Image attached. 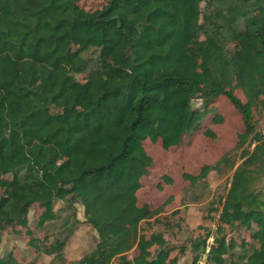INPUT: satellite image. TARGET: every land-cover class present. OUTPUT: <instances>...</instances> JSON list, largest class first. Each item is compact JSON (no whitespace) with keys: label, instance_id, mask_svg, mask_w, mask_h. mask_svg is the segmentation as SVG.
I'll list each match as a JSON object with an SVG mask.
<instances>
[{"label":"trees","instance_id":"trees-1","mask_svg":"<svg viewBox=\"0 0 264 264\" xmlns=\"http://www.w3.org/2000/svg\"><path fill=\"white\" fill-rule=\"evenodd\" d=\"M84 1L0 0V264H20L2 254L3 233L28 229L34 205L39 226L60 221L43 249L55 264L81 223L77 205L97 241L73 264H177L152 231L158 212L140 199L155 167L144 143L169 150L223 124L221 98L244 129L218 162L185 175L191 189L234 171L215 232L189 247L194 264H264V132L254 122L264 111V0ZM241 231L250 246L227 236Z\"/></svg>","mask_w":264,"mask_h":264},{"label":"rangeland","instance_id":"rangeland-1","mask_svg":"<svg viewBox=\"0 0 264 264\" xmlns=\"http://www.w3.org/2000/svg\"><path fill=\"white\" fill-rule=\"evenodd\" d=\"M103 3L104 0L83 2L89 9L99 8ZM238 95L245 100L241 92H238ZM193 106L200 108V100L195 99ZM215 106L217 112L225 116L224 123L202 126L189 137H185L179 147L164 150L160 141L154 143L147 140L144 143L155 167L144 179L140 199L142 203L150 205L152 210L158 212V216L152 220V231L161 232L174 248L173 256L179 258L177 264H194L190 242L197 237H205L208 233L215 232L221 200L226 195L233 177L234 171L229 168L221 173L213 171L202 181L203 183L191 189L185 177L196 174L204 165H214L218 162L236 145L238 135L244 129L241 117L226 99L217 100ZM210 119L209 117L208 121ZM254 122L257 129L264 132V111H255ZM207 129L214 131L216 138L205 135ZM236 156L240 161V153ZM1 193L0 190V195ZM76 208L81 223L64 249L65 264H73L89 253L95 248L97 241V233L84 221L83 207L77 205ZM42 211L34 205L28 216V229L15 227L3 233L2 254L12 252L20 264H55L54 258L45 254L43 249L53 242L60 221L39 226L38 219ZM29 229L36 238L34 246L29 244L31 239L27 235ZM244 233L241 231L238 236L236 232H232L227 233V236L241 242L242 236H247ZM212 241L209 240L210 243ZM251 243L252 239L247 236L246 246H250ZM183 253L184 256H181ZM134 255L135 252H132L129 256L132 258ZM199 264H205V260Z\"/></svg>","mask_w":264,"mask_h":264}]
</instances>
